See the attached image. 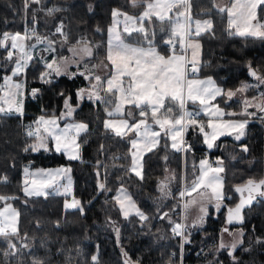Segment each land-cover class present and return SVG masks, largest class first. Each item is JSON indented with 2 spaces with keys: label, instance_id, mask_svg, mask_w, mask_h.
<instances>
[{
  "label": "snow or ice",
  "instance_id": "1",
  "mask_svg": "<svg viewBox=\"0 0 264 264\" xmlns=\"http://www.w3.org/2000/svg\"><path fill=\"white\" fill-rule=\"evenodd\" d=\"M32 5V27L25 26L23 32L4 31L0 33V50L5 51L3 65L5 71L0 75V116L24 115L25 99H38L42 95L40 88H28L27 71L42 65L36 79L42 84H53L56 78L76 76L89 81L87 88L77 90L78 100H88L103 106V127L106 134L113 139L128 145L123 155H114L113 160L129 161L124 168L125 175L134 174L144 180V157L160 146L170 147L178 153H191L192 144L188 143L184 134L189 130L203 137L208 149L217 147L216 141L222 136H234L240 141L246 136L249 124L247 118L260 114L264 120V90L248 98L246 93L264 88V74L259 68L248 64L249 75L255 83L242 82L235 89H225L217 84L211 76L200 78V55L204 35H215L213 13L224 22L223 31L230 37H239L245 41H264V0H210V7L197 5L193 14V0H127V7L139 11H125L113 8L111 23L107 28V40L97 44L87 36H81L74 42L61 21L55 28L53 36L41 35L35 27L36 13L43 11L45 15L54 17L62 9L56 5L45 7L42 0H23V13L27 17ZM91 10V5L88 6ZM97 31H100L97 28ZM157 35L160 36L159 43ZM41 55L36 58L37 46ZM66 49L71 55H58L57 48ZM43 53L51 54L46 58ZM35 60V62H34ZM75 67V71H69ZM83 69V70H81ZM240 94L241 109L239 112L225 111L219 103H213L218 97L227 104ZM63 97V111L59 116L55 112L40 115L32 124L25 125V136L33 142L27 143L24 152L53 150L62 153L69 161L80 160L82 143H86L89 133V122L72 119L78 104L73 106L72 97L59 93ZM189 105L192 107L189 108ZM254 109V111H250ZM229 117L225 119V117ZM202 117H207L203 120ZM65 121L61 126L60 121ZM71 121V122H68ZM53 149L49 148V144ZM104 145H100V151ZM245 153L249 151L246 144L241 145ZM168 156H164L167 161ZM184 170L181 172V187L178 191L177 205L181 208L180 220L172 219L170 212H162L160 219H167L171 233L181 240V255L184 244L191 243V229L204 224L208 216V205L213 204L219 210L226 199L224 187V161L217 158L209 161L207 156L189 165L184 159ZM190 167L191 176L188 175ZM72 168L60 166L49 169L32 170L29 166L23 169L21 190L26 197H45L49 195L65 197L66 210H78L84 213V205L76 198L73 190ZM96 175L99 178V162ZM107 168L104 179L98 182L101 191H111L107 187ZM123 181V177L120 178ZM177 179L173 171L159 181V200L174 198L172 182ZM9 178L0 174V185H7ZM240 194L239 203L234 208H227L226 224L244 222L243 210L258 198H264V177L248 178L235 186ZM195 194V195H193ZM70 198V199H69ZM19 199L11 194L0 193V242L4 249L0 250V264H51V257L37 255L36 245L26 233L20 231V211L14 206ZM119 211L127 218L135 214L141 221H148L146 215L137 206L136 201L121 184L114 196ZM199 206V215L188 223L190 209ZM59 224V221L57 222ZM114 224V231L119 241V228ZM231 237L224 239V234ZM257 243L264 240L257 238ZM244 231H232L225 227L214 246V254L222 250L232 257L234 264H239L234 255L243 246ZM41 247H47L42 244ZM26 250L27 255L22 252ZM249 249L245 248V251ZM64 252V249H60ZM74 252V254H73ZM123 264H140L133 261L128 252L121 249ZM171 257L175 253L170 254ZM80 249L68 250L64 255V264H74L77 257H82ZM92 264H99L98 254L90 257ZM168 264H171V259ZM219 264V262H217Z\"/></svg>",
  "mask_w": 264,
  "mask_h": 264
},
{
  "label": "trees",
  "instance_id": "2",
  "mask_svg": "<svg viewBox=\"0 0 264 264\" xmlns=\"http://www.w3.org/2000/svg\"><path fill=\"white\" fill-rule=\"evenodd\" d=\"M42 3L45 7L56 5L62 11L54 17L45 15L43 11L37 12L35 27L38 32L41 35L53 36L55 28L62 21L72 42L81 36H87L95 43L103 44L107 40V28L111 23L113 8H122L129 12L139 11L128 8L127 0H42ZM89 5L92 6L91 10ZM193 5L195 15L197 5L210 7V0H193ZM36 7L32 5L25 17L22 11L23 0H0V33L23 32L26 25L32 27V9ZM213 19L215 35H204L200 40L202 50L199 74L214 77L225 89H235L242 82L254 80L249 75V63L264 74V41H245L239 37H230L223 31L224 22L219 16L213 13ZM97 28L100 31H97ZM53 38L59 39L58 36ZM156 39L159 43L160 36L157 35ZM68 53L66 49L57 48L58 55ZM4 55L5 51L0 50V75L5 71L3 65L7 63L3 60ZM40 70L42 65L36 63L35 67H30L27 71L28 88H40L42 95L38 99L30 97L25 99L23 117L15 114L0 116V174H6L9 178L7 185H0V193L19 198L14 201V205L21 213L22 232L39 230L37 223H45L48 219L54 223L59 221L55 229L60 233L61 240L52 244L51 250L54 255H61L63 264L64 255L68 250L77 248L82 251L83 256L76 258L74 261L76 264H92L90 257L96 254L99 256V264H123L121 249L128 252L133 261L139 260L140 264H168L170 259L171 264H182L179 255L180 239L172 235L168 220L159 217L162 212L167 211L170 212L172 219H180L181 208L176 207L172 212L171 207L178 202L177 190L181 187L180 175L184 170V159H187L189 165L192 161L198 164L201 157L209 154L212 159L220 158L224 161L226 199L218 211H215L214 205L210 206L203 226L191 229V243L185 244L184 264L189 262L234 264L227 251L222 250L214 254V246L225 227L232 229L235 226H240L244 230L245 243L235 252L239 264H264V244L256 242L257 238L264 240V199L258 198L245 209L242 224H226L227 208H232L240 198L239 193L235 192V186L250 177L256 179L264 177V120L259 118L258 112L253 117H232L249 120L247 137L240 143H231L230 138L225 137V141L220 140L224 147L208 149L203 143V137L189 130L186 132V138L191 141V153H178L171 149L170 140L169 147L165 149V140L161 139L159 147L145 154L144 180H140L134 174L125 175L124 168L120 167V165L127 167L129 161L113 160L114 155L125 154L128 145L106 134L102 123L105 119L103 106L86 99L80 103L73 116L75 120L89 122L87 142L82 143L80 160L69 161L62 153H56L52 144L49 148L53 150L49 151H23L26 144L33 141L25 136L21 120L32 124L44 114L42 109L59 115L63 111L64 99L59 93L63 91L65 95H70L72 103L77 104V90L89 84L88 80L80 76L74 79L60 76L53 84H42L36 79ZM262 89L264 90V88L251 90L246 95L257 94ZM216 102L224 105L227 111L239 112L241 109V104L235 99L226 104L218 97ZM202 119L207 120L206 117ZM225 143L233 144V149L230 145L228 151ZM244 144L248 146L247 153L240 149ZM100 145H104L102 152ZM165 155L168 156L167 161L164 160ZM98 162L101 172L99 178L96 175ZM27 163L33 167L62 163L69 165L72 168L74 195L83 203L84 213L66 210L63 196L26 197L21 190V174L23 166ZM105 167L108 173L107 187L111 191H101L98 188V182L104 179ZM169 171L170 173L174 171L177 176L171 185L174 198L161 202L158 183L170 174ZM188 175L191 176L190 167ZM121 184L131 192L139 208L149 216L148 221H141L135 214L125 218L119 211L114 196ZM113 222L119 228V241ZM42 244L45 243L40 239L35 244L37 253L43 250ZM245 248L249 250L245 251ZM60 249H64V252ZM173 251L177 252V256L171 257Z\"/></svg>",
  "mask_w": 264,
  "mask_h": 264
},
{
  "label": "rangeland",
  "instance_id": "3",
  "mask_svg": "<svg viewBox=\"0 0 264 264\" xmlns=\"http://www.w3.org/2000/svg\"><path fill=\"white\" fill-rule=\"evenodd\" d=\"M194 14V13H193ZM213 18V17H212ZM43 47V45L41 46V48ZM41 55V53H40V51H37V53H35V57L37 56V57H39ZM43 55L46 57V58H48V59H50L51 58V54H49V53H43ZM71 54L70 53H68L67 55H65V56H70ZM75 69V67H72V68H70L69 69V71L71 72V71H73ZM83 70V69H82ZM199 77L200 78H207V77H209V76H203V75H200L199 74ZM214 80H216L214 77H212ZM216 82H217V80H216ZM245 83H255V80H252V81H249V82H245ZM217 84L218 85H220L218 82H217ZM221 86V85H220ZM221 87H223V86H221ZM239 87V86H238ZM238 87H236L235 89H237ZM84 88H87V87H84ZM235 89H232V90H235ZM263 90V89H262ZM261 91V90H260ZM251 94V93H250ZM258 94V93H257ZM257 94H251V95H246L248 98H251V97H253V96H255V95H257ZM233 99H235V100H237V101H239L240 99H241V97H240V94L238 93L237 94V96L236 97H234ZM77 100H78V98H77ZM72 102V101H71ZM83 102V100L82 101H80V100H78V106L80 105V103H82ZM213 103H217L216 101H214ZM73 104V103H72ZM77 104H73V106H76ZM220 107L221 108H224L225 109V111H227L226 110V108H225V106L224 105H221L220 104ZM254 111V109H250V111ZM57 116H59V115H57ZM72 119H74V118H72ZM225 119H228L227 117H225ZM233 119H240V118H233ZM76 121H78V120H76ZM68 122H71V121H68ZM60 123H61V126H63V124L65 123V121H60ZM222 137H224V136H222ZM222 137H220V139L219 140H217L216 141V144L218 143L219 145H218V147H220L221 148V146H223L224 144L223 143H221V139H222ZM221 140V141H220ZM231 141V143L232 142H234L233 141V139H230ZM224 141H225V138H224ZM223 141V142H224ZM231 143H225V144H227V145H225V148H228L227 150L228 151H230V145L232 146L231 148L233 149V144H231ZM51 144V143H50ZM50 144H49V147H50ZM224 147V146H223ZM241 147V146H240ZM214 148V147H213ZM212 148V149H213ZM241 149V148H240ZM80 153H81V149H80ZM205 156H207V158L209 159V161L211 162V161H214L215 159H212L211 158V156L209 155V154H206V155H204L203 157H201V158H204ZM235 158V156H233L232 157V159H234ZM26 166H29L32 170H36V169H40V168H44V169H49V168H57V167H60V166H69V165H67V164H64V163H62V164H55V165H51V166H46V167H42V166H37V167H33L32 166V164H30V163H27V164H25L24 166H23V169H24V167H26ZM169 173H170V171H169ZM71 175H72V173H71ZM21 179H23V170H22V174H21ZM72 179H73V175H72ZM73 190H74V182H73ZM64 199H65V197H64ZM70 199V198H69ZM210 205H213V204H209L208 205V212H209V206ZM215 208V207H214ZM194 209H195V212H194V214L191 216L193 219L192 220H190V213H189V216H188V223H191L192 221H194L195 220V218L197 217V215H199V211H198V209H199V206L197 205V206H194ZM215 211H218L216 208H215ZM205 222H206V218H205ZM205 222H204V224H205ZM203 224V225H204ZM202 225V226H203ZM243 230V228L242 227H240V226H235V227H232V229H230V230H232V231H238V230ZM244 231V230H243ZM222 232V231H221ZM221 234V233H220ZM224 239L226 240V241H230L231 240V237L230 236H228L227 234H224ZM235 255V254H234ZM237 259H238V257H237Z\"/></svg>",
  "mask_w": 264,
  "mask_h": 264
},
{
  "label": "flooded vegetation",
  "instance_id": "4",
  "mask_svg": "<svg viewBox=\"0 0 264 264\" xmlns=\"http://www.w3.org/2000/svg\"><path fill=\"white\" fill-rule=\"evenodd\" d=\"M225 137L230 138V136H224V137H222L221 140H223ZM56 226H58L57 223H54L48 219L45 223H37V227L39 228V230H32L30 232H22L21 230L20 231L22 234L26 233L27 236L30 238V240H33L35 242V244H37V241L39 239H40V241L47 244V247L46 248L44 247L41 252L37 253V251L34 250L37 255L43 256L47 253L51 257V264H63L62 263L63 258L61 257V255L56 256V255H54V253L51 250V248H52L51 245L58 243L61 240L60 239L61 238L60 233L55 229ZM19 227H20V225H19ZM3 249H4V244L2 242H0V250H3ZM22 252L25 253V256L27 255L26 250H22ZM74 264H76V263H74Z\"/></svg>",
  "mask_w": 264,
  "mask_h": 264
},
{
  "label": "built area",
  "instance_id": "5",
  "mask_svg": "<svg viewBox=\"0 0 264 264\" xmlns=\"http://www.w3.org/2000/svg\"><path fill=\"white\" fill-rule=\"evenodd\" d=\"M22 124H23V128H25V125H28L30 123H24V120H21ZM185 140L188 142V143H191L188 139L185 138ZM182 214V213H181ZM180 219H177V221H179ZM180 239V238H179ZM181 242V240H180ZM172 253H175V256H177V252L176 251H173ZM180 258L182 259V264H184V257H185V244L183 246V251H182V255H181V248H180ZM187 264H200V263H195V262H189Z\"/></svg>",
  "mask_w": 264,
  "mask_h": 264
},
{
  "label": "crops",
  "instance_id": "6",
  "mask_svg": "<svg viewBox=\"0 0 264 264\" xmlns=\"http://www.w3.org/2000/svg\"><path fill=\"white\" fill-rule=\"evenodd\" d=\"M41 46L42 45H38L37 46V51H39V49L41 48ZM37 51H36V53H37ZM37 57V56H36ZM75 70V69H74ZM217 103H219V104H221L220 102H217ZM222 105V104H221ZM189 108H191V107H189ZM207 118V117H206ZM186 137V133L184 134V138ZM126 188V187H125ZM128 190V189H127ZM128 192L131 194V192L128 190ZM116 195V194H115ZM132 195V194H131ZM193 195H195V194H193ZM133 197V196H132ZM134 199V198H133ZM135 200V199H134ZM138 206V205H137ZM211 206V205H210ZM209 206V207H210ZM139 207V206H138ZM142 211V210H141ZM194 212H195V209H194V206L190 209V220H192L193 218L191 217L193 214H194ZM226 234V233H225Z\"/></svg>",
  "mask_w": 264,
  "mask_h": 264
},
{
  "label": "water",
  "instance_id": "7",
  "mask_svg": "<svg viewBox=\"0 0 264 264\" xmlns=\"http://www.w3.org/2000/svg\"><path fill=\"white\" fill-rule=\"evenodd\" d=\"M246 133H247V130H246ZM246 137H247V134H246V136H245L244 138H242V140H240V141H235V140H234V136H230V138L233 139L236 143H240V142H242L243 140L246 139ZM239 195H240V194H239ZM262 199H264V198H262ZM239 200H240V198H239ZM239 200H238V202H237L236 204L239 203ZM254 202H255V201H254ZM254 202H253V203H254ZM236 204H235V205H236ZM235 205H234L232 208H234ZM249 207H250V206H249ZM246 208H248V207H246ZM246 208H245V209H246ZM245 209L243 210V215H244V211H245Z\"/></svg>",
  "mask_w": 264,
  "mask_h": 264
}]
</instances>
